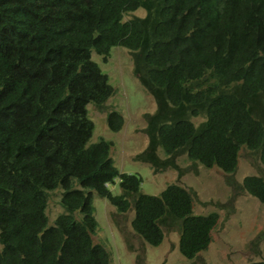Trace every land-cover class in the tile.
Segmentation results:
<instances>
[{
	"label": "trees",
	"instance_id": "1",
	"mask_svg": "<svg viewBox=\"0 0 264 264\" xmlns=\"http://www.w3.org/2000/svg\"><path fill=\"white\" fill-rule=\"evenodd\" d=\"M139 8L145 16L125 19ZM115 46L131 51L157 104L136 160L158 172L186 154L232 174L245 146L264 165V0H0V264H113L93 238L95 194L120 213L134 208L132 228L151 245L164 226L180 230L188 258L211 245L218 213L196 214L178 183L144 193L142 177L115 164L113 141L91 142L88 105L115 94L93 52L107 61ZM124 124L108 113L112 131ZM117 179L120 194L109 187ZM242 187L264 202L263 176ZM59 188L64 212L50 224L48 191ZM263 241L249 264H264Z\"/></svg>",
	"mask_w": 264,
	"mask_h": 264
},
{
	"label": "rangeland",
	"instance_id": "2",
	"mask_svg": "<svg viewBox=\"0 0 264 264\" xmlns=\"http://www.w3.org/2000/svg\"><path fill=\"white\" fill-rule=\"evenodd\" d=\"M146 10L139 8L127 12L125 19L145 16ZM102 71L109 76L115 94L102 108L93 103L88 105L89 116L95 123L91 142L101 138L113 141L111 155L121 172L142 177V191L160 195L170 184L178 183L189 189L194 196V212L209 214L216 212L219 220L214 228L213 240L207 250L194 259L184 256L179 248L180 230L164 226L163 242L154 246L137 235L131 225L135 211L131 208L120 213L106 198L95 194L96 217L99 222L94 241L103 245L110 253L113 264H249L262 255L255 252L253 243L264 233V202L249 194L242 183L247 175L264 177V165L259 156L245 146L240 150L239 166L235 173H225L218 167H206L194 162L186 154L177 158L179 169L168 168L156 172L149 163L136 160L148 145L146 114L157 108L155 98L140 83L134 71L131 51L123 46H115L107 61L93 52ZM121 112L125 117L124 127L112 131L108 125V113ZM198 125L204 116L194 117ZM159 155L165 157L162 148ZM231 180V181H230ZM110 184L114 194L122 193L119 185ZM63 190L48 191L47 214L50 224H54L59 214L64 212L61 205ZM264 246V241L261 248Z\"/></svg>",
	"mask_w": 264,
	"mask_h": 264
}]
</instances>
